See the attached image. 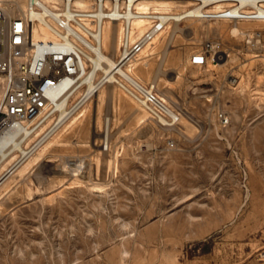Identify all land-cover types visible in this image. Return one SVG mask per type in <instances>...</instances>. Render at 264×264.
<instances>
[{
    "label": "rangeland",
    "instance_id": "obj_1",
    "mask_svg": "<svg viewBox=\"0 0 264 264\" xmlns=\"http://www.w3.org/2000/svg\"><path fill=\"white\" fill-rule=\"evenodd\" d=\"M174 27L132 74L180 122L100 87L0 187V264H264V49L246 36L264 22ZM206 41L223 57L193 66Z\"/></svg>",
    "mask_w": 264,
    "mask_h": 264
},
{
    "label": "built area",
    "instance_id": "obj_2",
    "mask_svg": "<svg viewBox=\"0 0 264 264\" xmlns=\"http://www.w3.org/2000/svg\"><path fill=\"white\" fill-rule=\"evenodd\" d=\"M147 3L158 6L142 9ZM191 19L233 25L264 22V0H26V9L14 16L0 4V136L19 126L27 143L47 127L25 147L26 157H19L3 175L21 166L76 113L79 99H72L85 87L83 79L95 73L103 74L99 88L114 84L150 120L177 125L180 115L132 70L162 32ZM106 25L120 29L115 62L107 73L93 60L101 51L108 53L102 47ZM246 36L250 45L264 49L263 32ZM221 57L220 43L206 41L190 63L204 67ZM219 119L226 122L222 114ZM100 146L107 150L106 141Z\"/></svg>",
    "mask_w": 264,
    "mask_h": 264
},
{
    "label": "bare ground",
    "instance_id": "obj_3",
    "mask_svg": "<svg viewBox=\"0 0 264 264\" xmlns=\"http://www.w3.org/2000/svg\"><path fill=\"white\" fill-rule=\"evenodd\" d=\"M10 3L13 4V7L8 8L9 7L8 5H10ZM0 4L4 5L7 8L8 13H9L10 16H14L16 14H19V13H21L22 11H24L26 9V1L25 0L24 1L23 0H0ZM142 5H143L142 6V9H146V7H149V6H153V8H156V6H158V5L151 4V3L142 4ZM170 5L171 4H166L165 6L168 7ZM177 25H178V23L175 24V27H174L173 31L175 29H177ZM136 26L139 28V30L141 32L142 31V28H141L142 23L138 22V23H136ZM119 31H120L119 27L117 28V27L112 26V25H106L105 28H104L103 35H102V47L108 53H104L103 51H101V53H98V56L96 58L93 57V60H94L95 64H98V66L101 64L100 65L101 66L100 69L103 72H106L107 73L108 72V69L115 62L114 61V56L116 54V51H117V48H118V45H119V42H118L119 34H120ZM163 33L164 32H162L161 34H163ZM231 33L233 35H238V34L241 33V31L235 26L231 30ZM151 50H153V49H151ZM102 75L103 74L99 75V74L95 73L93 78H91V77H85L83 79V83L85 84L84 89L82 91L78 92L73 97V99L75 97H76L77 100L79 99V101L77 102V106L78 107H80L85 101H88L91 98H96L97 97V92H98V89H99V81H100V78L102 77ZM141 118H143V117H141ZM143 120H144V118H143ZM73 123L74 122H72V124ZM72 124H70L69 127ZM108 125H109V120L107 119L106 120V127H107V129H106V131L103 134V140L106 141L107 147H109V145H110L109 144L110 133H109V130H108ZM22 131H23V129L21 127L17 126L15 128H13L12 130H10V131H8V132H6V133H4L3 135L0 136V167H2V165H5L3 163L8 162V161H11L15 157V156H13V154L15 152H18L19 153V157H23V158L26 157L27 151H26L25 147L23 146V144H24L23 137L20 136V134L22 133ZM48 147H46V148H48ZM43 153L44 152H41V154L39 153L38 156L36 158H34V160L32 159V161H37L39 159V157L42 156ZM27 163H26V166L23 164L24 167H27V165L30 166L33 162L31 164L30 163L27 164ZM2 168H4V167H2ZM18 168H15L14 170H11L7 174H4L5 176L3 174L0 175V181H1L0 187L4 183H7V181H8L7 179ZM8 169H6V170H8ZM22 169L24 171L27 168H25V169L24 168H21V170ZM21 176H22V173H21Z\"/></svg>",
    "mask_w": 264,
    "mask_h": 264
},
{
    "label": "water",
    "instance_id": "obj_4",
    "mask_svg": "<svg viewBox=\"0 0 264 264\" xmlns=\"http://www.w3.org/2000/svg\"><path fill=\"white\" fill-rule=\"evenodd\" d=\"M0 183H1V181H0Z\"/></svg>",
    "mask_w": 264,
    "mask_h": 264
}]
</instances>
